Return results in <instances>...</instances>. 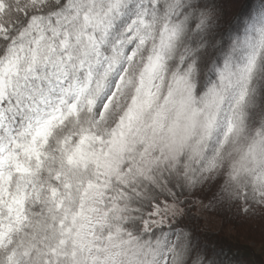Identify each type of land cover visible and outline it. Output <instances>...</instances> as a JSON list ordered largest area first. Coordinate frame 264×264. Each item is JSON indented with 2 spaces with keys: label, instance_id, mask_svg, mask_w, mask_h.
Returning a JSON list of instances; mask_svg holds the SVG:
<instances>
[{
  "label": "snow or ice",
  "instance_id": "1",
  "mask_svg": "<svg viewBox=\"0 0 264 264\" xmlns=\"http://www.w3.org/2000/svg\"><path fill=\"white\" fill-rule=\"evenodd\" d=\"M194 196L264 216V0H0V264H240Z\"/></svg>",
  "mask_w": 264,
  "mask_h": 264
},
{
  "label": "trees",
  "instance_id": "2",
  "mask_svg": "<svg viewBox=\"0 0 264 264\" xmlns=\"http://www.w3.org/2000/svg\"><path fill=\"white\" fill-rule=\"evenodd\" d=\"M195 201L196 196L192 197L191 208H195ZM216 211V219L221 222L219 227L209 223L206 215L192 212L195 226L203 237L218 245L226 255L235 256L240 264H264V230H261L264 219L246 216L239 207Z\"/></svg>",
  "mask_w": 264,
  "mask_h": 264
},
{
  "label": "rangeland",
  "instance_id": "3",
  "mask_svg": "<svg viewBox=\"0 0 264 264\" xmlns=\"http://www.w3.org/2000/svg\"><path fill=\"white\" fill-rule=\"evenodd\" d=\"M208 199H210V197ZM196 200L197 201H195V204L196 203L197 204H196L195 208H190V211L193 212V213H195L194 211H196V214L200 213V214L206 215L209 218V219H207L209 221V223H212V224H214V225L219 227V224H221V222H220V220L216 219L217 215H218V213H216L217 211L214 210L213 208H210L208 206V204L204 201L203 198H201L199 196H196ZM261 218L264 219V216H261ZM257 227H259L258 224H257ZM261 227H262L261 230H264V224ZM246 229L248 231L249 230V226H247L245 228V230ZM247 231H245V232H247Z\"/></svg>",
  "mask_w": 264,
  "mask_h": 264
}]
</instances>
